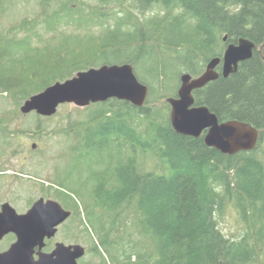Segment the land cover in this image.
<instances>
[{"label": "trees", "instance_id": "trees-1", "mask_svg": "<svg viewBox=\"0 0 264 264\" xmlns=\"http://www.w3.org/2000/svg\"><path fill=\"white\" fill-rule=\"evenodd\" d=\"M18 1L0 0V17ZM229 1L39 0L34 17L0 30V95L18 108L103 65L131 64L150 90L142 108L117 99L92 104L87 118L61 131L88 173L79 179L66 173L48 191L73 211L68 221L83 225L97 264H264V74L257 58L195 93L221 121L261 131L251 152L224 155L177 134L167 102L183 74L200 76L220 55L224 34L233 41L264 36V1L232 0L236 10ZM242 3L251 12L237 11ZM94 184V192L86 189ZM229 209L246 225L237 238L219 226ZM52 247L46 241L44 250Z\"/></svg>", "mask_w": 264, "mask_h": 264}, {"label": "water", "instance_id": "water-1", "mask_svg": "<svg viewBox=\"0 0 264 264\" xmlns=\"http://www.w3.org/2000/svg\"><path fill=\"white\" fill-rule=\"evenodd\" d=\"M253 49L254 44L246 39L239 40L238 45L228 46L224 55L223 77L235 74L239 63L251 58ZM220 62L219 58L212 59L200 77L183 74L178 97L169 98L167 102L171 107V124L177 134L198 139L208 130L206 146L234 156L256 148L258 130L238 120L220 123L208 107H194V91L218 79L216 67ZM149 91L148 86L139 81L131 64L103 65L79 72L73 78L57 82L32 96L24 102L21 112L24 115L35 112L41 117L51 118L62 105L87 108L112 99L142 108L148 100ZM71 216L72 212L65 210L59 202L43 198L24 214H19L10 203L2 204L0 243L9 235H14L16 241L0 252V264H79V260L86 255L82 245L58 242L51 252L44 251L46 241L55 238L59 227Z\"/></svg>", "mask_w": 264, "mask_h": 264}, {"label": "rangeland", "instance_id": "rangeland-1", "mask_svg": "<svg viewBox=\"0 0 264 264\" xmlns=\"http://www.w3.org/2000/svg\"><path fill=\"white\" fill-rule=\"evenodd\" d=\"M86 1L96 3V0ZM9 9L0 17V30L4 31L25 17H34L41 11L39 0H21L15 7ZM158 11L159 8L156 7L155 11H148L145 16L141 17H150ZM160 12L164 14L162 9ZM94 30L99 32V28ZM162 102L158 101L157 104L160 106ZM21 107H17L10 95L3 94V97L0 95V208L2 204L10 203L18 213L24 214L34 202L41 198L61 202L54 192L48 191L51 185L60 187H58L59 177L62 178L68 173L72 174L74 179H79L82 177V172L87 176L88 171L79 167L81 162L70 151L73 140L71 141L61 131L69 129L76 121L87 118L86 114L90 110L86 111V108L66 104L59 108L55 116L45 118L35 112L24 115ZM1 120H3L2 123ZM33 146L35 149L32 148ZM260 157L264 158V144L261 146ZM151 166L149 163L148 167ZM47 184L50 185L47 186ZM65 185L73 191L72 186H67L66 183ZM44 187L46 190L43 189ZM95 188V184L86 187L92 192ZM78 198L77 200L84 208L85 203L81 197ZM219 226L230 238L239 237L246 228L234 209H229L219 219ZM89 229L94 236V230L91 227ZM12 236L15 239H12ZM89 240L79 220L68 221L52 240V250L58 242L66 245L79 244L86 249V255L79 261V264H84V261L97 264L99 260L87 253L90 247ZM15 241L14 235L6 236L0 243V252L7 250Z\"/></svg>", "mask_w": 264, "mask_h": 264}, {"label": "flooded vegetation", "instance_id": "flooded-vegetation-1", "mask_svg": "<svg viewBox=\"0 0 264 264\" xmlns=\"http://www.w3.org/2000/svg\"><path fill=\"white\" fill-rule=\"evenodd\" d=\"M223 1H228V0H223ZM262 1H264V0H262ZM229 2H231V3H229ZM229 2H227V4L229 3V5H228V9H230V10H233V9H235V6L234 5H232L233 3H232V0L231 1H229ZM247 5H245L244 6V4L242 3L241 5H239L238 6V8H237V11H242V10H247ZM236 10V9H235ZM248 11V13L249 12H251V10H247ZM225 38H226V40H225ZM241 39H246V40H249V41H251L253 44H254V49H253V51H252V56H251V58L250 59H248V60H245V61H242V62H240L239 63V66H238V71H239V68H240V66L242 65V64H244V63H247V62H249V61H251L253 58H257V60H258V63H259V67H260V70H261V72H262V74H264V36L261 38V40H258V41H254L253 39H251V38H249V37H239L238 38V40H236V41H233V40H229V38H228V35L227 34H224L223 35V37H222V43H223V45H222V47H221V52H220V55H218V56H215V57H213V58H211L207 63H206V65H205V69H204V72H205V70H206V68H207V66H208V64H209V62L212 60V59H215V58H219V59H221V62H220V64L216 67V72L219 74V77H218V79L217 80H215V81H213V82H210L207 86H205L204 88H202V89H199V90H196V91H194V97H195V93L197 92V91H201L202 93L210 86V84H212V83H214V82H216V81H218L219 79H228V78H230L232 75H235V74H237L238 73V71L235 73V74H232L231 76H229L228 78H224L223 77V74H222V70H223V62H224V55H225V52H226V50H227V48H228V46H230L231 44H235V45H238V43H239V40H241ZM261 41V42H260ZM203 72V73H204ZM202 73V74H203ZM201 74V75H202ZM200 75V76H201ZM200 76H198V77H200ZM264 76V75H263ZM179 90V89H178ZM176 97H178V91H177V95H176ZM201 106H206V107H208L207 105H202V104H198L197 103V101H196V98H195V104H194V107H201ZM209 108V107H208ZM209 110L213 113V114H215L217 117H218V114L216 113V112H213L210 108H209ZM170 115H171V108H170ZM220 115H225V114H221V113H219ZM218 119H219V122L220 123H224V122H228V121H231V120H227V121H221L220 120V118L218 117ZM234 120V119H233ZM239 121V120H238ZM242 122V121H241ZM244 123H247V122H244ZM247 124H250V125H252L251 123H247ZM254 128H256L254 125H252ZM257 130H258V132H259V140H258V144H257V146L259 145V142H260V140H261V137H262V135H261V131L258 129V128H256ZM207 132H208V130H205L204 132H203V134H202V136L199 138V139H202L203 140V142H204V144H205V136H206V134H207ZM262 132H264V131H262ZM206 145V144H205ZM257 146H256V148H257ZM33 149H35V146H33L32 147ZM255 148V149H256ZM254 149V150H255ZM253 151V150H252ZM251 152V151H250ZM48 185H50V184H47V186ZM44 190H46V187H44L43 188ZM44 199V198H43ZM46 200V199H45ZM35 203V202H34ZM33 203V204H34ZM60 204L63 206V204L60 202ZM33 206V205H32ZM31 206V207H32ZM30 207V208H31ZM29 208V209H30ZM63 208H64V206H63ZM1 209V208H0ZM28 209V210H29ZM65 210H67L66 208H64ZM28 210L26 211V212H28ZM68 211H70V210H68ZM18 212V211H17ZM72 212V215H74V213H73V211H71ZM19 214H21V213H19ZM68 221H66L63 225H65L66 223H67ZM63 225H61L60 227H59V229L63 226ZM59 229H58V232H59ZM58 234V233H57ZM53 239H55V238H53ZM52 239V240H53ZM52 240H48V241H52ZM56 244V243H55ZM45 251V250H44ZM49 252H51V251H49ZM80 261V260H79Z\"/></svg>", "mask_w": 264, "mask_h": 264}]
</instances>
